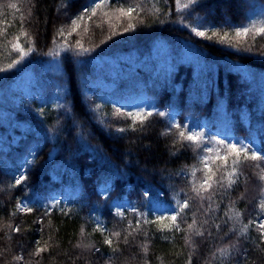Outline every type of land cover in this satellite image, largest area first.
<instances>
[{"label": "trees", "instance_id": "trees-1", "mask_svg": "<svg viewBox=\"0 0 264 264\" xmlns=\"http://www.w3.org/2000/svg\"><path fill=\"white\" fill-rule=\"evenodd\" d=\"M98 2L0 0V264H18L16 255L32 264H186L189 255L192 264H221L217 249L233 243L237 249L224 264H264V238L255 225L238 236L242 224L260 219L264 162L238 165L237 182L225 193L215 183L224 169L217 170L221 161L213 159V188L202 193L215 190L209 211V202L192 192L193 181L198 187L205 176L204 151L177 142L175 127L165 134L172 115L187 129L231 132L264 153V36L234 34L250 25L251 13L264 8V0H198L186 9L177 0H107L72 31V19ZM129 6L136 8L131 17L121 16L118 9ZM129 24L135 28L124 31ZM62 26L64 35H57ZM193 28L220 35L197 36ZM224 32L229 36L221 42ZM77 41L91 51L80 52ZM15 43L33 50L9 68L20 59ZM26 76L29 95L19 89ZM106 94L142 95L166 115L147 117L143 127L138 119L133 130L129 112L106 102ZM21 171L27 181L10 187ZM153 196L167 204L189 200L177 218L182 231L157 223H141L133 231L139 216L131 206L152 220L147 202ZM53 198L58 202L51 207ZM19 200L36 207L17 211ZM124 201L130 208L122 219L114 204ZM230 206L241 222L228 219ZM194 218V228L203 225V237L184 231ZM97 223L106 231H94ZM233 227L237 234L229 232ZM115 231L121 236L112 237L119 249L113 252L103 241ZM188 236L192 243L186 245ZM37 241L50 247L32 256ZM81 241L100 251L77 248Z\"/></svg>", "mask_w": 264, "mask_h": 264}, {"label": "snow or ice", "instance_id": "snow-or-ice-1", "mask_svg": "<svg viewBox=\"0 0 264 264\" xmlns=\"http://www.w3.org/2000/svg\"><path fill=\"white\" fill-rule=\"evenodd\" d=\"M107 0H99L98 3H94V6L91 8H85L83 9V12L76 16L74 19H72L71 24L69 25V27L71 28L72 31H75L78 27H79V23L78 21H82L84 19V15L90 13L89 15V19H91L92 16L96 15V10L101 8L102 5L104 3H106ZM196 3H198V0H188V3L181 5L180 4V0H177V7L178 8H182V9H186L191 7L192 5H195ZM12 8H16L17 5L12 4L10 5ZM136 7H139V5H137ZM136 10L135 7L129 6L127 9L125 8H120L118 9V11L121 13V16H128L129 18L131 17L132 13ZM135 25L134 24H129L127 28L124 29V31H128L129 29H134ZM85 31H88V29H85ZM192 31L197 35V36H201V37H207L208 36V32H211V37H215L217 35H220L218 32H216L215 30L212 29H206L204 31H200L197 28H193ZM71 34V33H69ZM234 34L236 37H248L250 34L252 35V39L255 40L256 36H264V27H257L255 22L251 23L249 26L246 27H240V28H236L234 29ZM26 35V34H25ZM57 35L63 36L64 35V27L62 26L60 29H58L57 31ZM229 36L228 32H224L223 35L220 36V41L224 42ZM208 37V38H211ZM109 39H111V37H109ZM18 40V37H17ZM105 41H102V43H104ZM77 45H79V49L80 52L83 53H87L89 51H91V49L88 48H84L83 45L80 43V41L76 42ZM13 48L16 49L19 54H20V59L18 60H14L13 63L9 64V68L13 67L15 64H19L21 62V60H23V58L27 55L28 52H31L33 49L32 48H28L27 51H25V49L23 47H21V45L19 43H15L13 44ZM0 71H3V69H0ZM119 111V110H117ZM153 114L157 115V116H165L166 113L163 111H156L155 113L153 112H147L144 113L143 111H137L136 113H128L129 116L132 117L133 120V130H136V126H135V122L139 119L140 122V126L143 127L145 120L147 119V117L152 116ZM175 127L176 129H178V140L177 142H190L191 145H194L196 148L201 149L204 152H208V153H212L214 150L212 148L207 147V142L204 140V133L199 132V131H193L191 129H187L186 125H182V124H176V123H172L169 126V129L167 130V133L165 134H169L171 132V129ZM127 129L125 128H118L117 131L120 132H124ZM211 142L215 143L217 145V148L215 149V153L212 157V159L217 160V161H221V164H219L217 166V170L220 169H224V171L221 173V175L219 177H217L215 179V183L218 185L219 188H222L225 190V193H227V189L231 188L234 184H236L237 180L234 178L238 175L237 172V166L244 163L245 161H253V162H264V153H261L259 150L253 149L251 148L250 144L245 143L244 140H229L226 141L224 139H218L217 137H210L209 138ZM221 146H222V150H221ZM232 158V169L231 171H227L226 165L228 164L229 158ZM208 157H202L201 158V163H204V168L206 169L205 172V176L204 179L202 180V182L199 184V186L197 187L195 184V181H193L192 184V192H194L196 194V197L199 198V200L201 202H203L204 200H207L209 202L208 204V210L211 211V205H212V196L215 193V190H213V193H210L208 196H204L202 195L203 192L208 191V189H212L213 188V179L215 176V173L213 172L212 168L209 167V164L207 163L208 161ZM28 164H31L32 161H27ZM256 167H259V163H257L255 165ZM197 169H194L192 171V175L195 176ZM261 172L264 173V169H261ZM28 177L26 175V173L24 171H21L20 175L14 178L15 183L12 184L10 187H17V186H21L25 183V181H27ZM260 180L264 181V174L260 175ZM225 181H227V183L225 184ZM262 193H264V189H261ZM19 199V198H18ZM36 206L32 205L29 206V204L27 202H25L24 200H19L18 204H17V211H24L25 213H31L34 208ZM259 212H260V219L257 222L256 220H249V222L247 224H242V227L238 230V236H243L246 233H248L249 228L252 225H255V228L257 229V231L259 232V236L261 238H264V199H261L259 201ZM124 208L123 205L117 204L116 205V212L115 215L120 216L122 219L124 218V211L122 210ZM159 208H162L163 210L161 211L160 215H157L155 217V220H149L147 215L145 213H143L142 211H139L134 205L131 206V211L134 215H138L139 219L136 221V227L133 229V231L137 230L140 228L141 223H161L163 221H170V224H162L163 228H173L176 231H182V229L180 228V225L177 223V218L181 217L184 214L185 209L189 208V200L185 199L183 202L177 201L176 202V207L172 209V213L170 215H164L163 213L166 212L168 209L167 208H163V206H159ZM159 208L157 210H159ZM229 212H232V215H230L228 217L229 220H234L236 222H241L240 217L241 214L239 211H236L234 209V206H230L229 208ZM13 216L15 215V212L12 214ZM44 215H49V212L46 208ZM225 215H228V213H225ZM98 219V218H97ZM197 221L195 220V218L193 219V223L189 224L187 226V230L184 231H188L193 233L196 236H204V232L200 230V228L203 227V225H201L200 227L194 228V225H196ZM204 223H207V221H204ZM225 223H227V221H225ZM6 227L8 229H10L11 231L14 232H19L21 231L20 226L17 225L15 227H13L11 224L6 225ZM129 227L131 228L132 225L131 223L129 224ZM215 227L217 229L220 228L219 224H215ZM4 228L0 227V231H3ZM81 231V235L84 234V229L83 227H81L80 229ZM94 231H99L101 233L105 232L106 229H104L99 223H97V227L94 229ZM229 232L233 233V234H237V229H235V227L229 229ZM7 238L10 240L11 236L7 235V233H5ZM132 233L129 232L127 235H125L123 237L124 242L127 244L128 241V236L131 235ZM212 233L209 232L208 235H211ZM225 235H228V233H225ZM121 236V233L119 231H115L110 233L109 235H106L104 237V241L103 243L105 245H108L109 247L112 248L113 252L118 251V246H114V242L112 237H117L119 238ZM52 237L49 236V240H51ZM186 245L192 243L191 241V237L188 236L186 237V241H185ZM40 242L37 241V248L36 250L31 253L32 256H39L40 253L44 252L47 250L48 247H50L48 241L44 242V247H40ZM77 248H81L84 250H91L93 248H95V245L92 244H84L83 241H81L80 243H78L76 245ZM143 250L145 252V254L147 253V245H143ZM237 249V244L233 243L231 245H228L224 248H219L217 249V252L219 253V259L221 261V264H224L225 260H230L232 258V253L233 250ZM96 252H99L100 249L99 248H95ZM13 259L18 262V264H20V262H23V264H32L31 260L29 261H25V258L23 256L20 255H16L13 257ZM38 264V262H37ZM186 264H192V259H191V255H189Z\"/></svg>", "mask_w": 264, "mask_h": 264}, {"label": "rangeland", "instance_id": "rangeland-1", "mask_svg": "<svg viewBox=\"0 0 264 264\" xmlns=\"http://www.w3.org/2000/svg\"><path fill=\"white\" fill-rule=\"evenodd\" d=\"M255 22L256 26L257 27H263V23H264V8L261 7V8H256L250 15V24ZM234 67L236 69L240 68L241 70L244 69L243 66H240V65H234ZM29 87H30V78L28 76H26L24 78V80H22L20 83H19V89H22L26 92V94H30L29 93ZM105 98H106V102H111L114 106H119L125 110H127L129 113H136L138 110L139 111H143L144 113H147V112H155L157 111L155 105L150 102L149 100H147V98H145L144 96L142 95H139V94H136L135 96L133 97H124V98H121V99H118L115 95H105ZM172 116V115H171ZM169 117L170 121L172 123H175V119L173 117ZM189 129L193 130V131H199V132H202L204 133V140L207 142V147L209 148H212L214 151L212 153H208V152H204L203 156L202 157H208V161L207 163L209 164L210 166V162L213 160L212 157L215 153V149L217 148V145L213 142L210 141V137H217L218 139H224L226 141H229V140H237L235 137H233L230 133H221V132H218V131H215V132H210V131H207L206 128H200V127H194L192 125H189ZM238 140H244L243 138H240ZM245 143H248V144H251L249 141H246L244 140ZM222 148V146H221ZM251 148L253 149H256V150H260V146L257 145H253L251 146ZM262 153V152H261ZM204 164V163H203ZM158 198V199H157ZM264 199V195H263V198ZM58 202V199L57 198H53L50 202H49V206H54L56 205ZM148 216L152 219V220H155V217L157 215H160L161 214V211L163 210L162 208H159V206H163V208H167L168 210L166 212H164L163 214L164 215H170L172 213V209L176 207V202L174 204H167L165 203L163 200H160L159 197L157 196H153L148 202ZM117 204H120V205H123L124 208L122 209L123 211L127 208H130L129 204L127 202H117L114 204V208H115V211H116V205ZM159 208V210H157ZM259 215L260 212H259ZM170 221H163L161 223H157L158 226L162 227V224H169Z\"/></svg>", "mask_w": 264, "mask_h": 264}]
</instances>
